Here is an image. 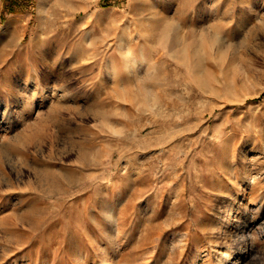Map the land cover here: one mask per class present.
<instances>
[{
	"label": "rangeland",
	"instance_id": "1",
	"mask_svg": "<svg viewBox=\"0 0 264 264\" xmlns=\"http://www.w3.org/2000/svg\"><path fill=\"white\" fill-rule=\"evenodd\" d=\"M0 0V264H264V0Z\"/></svg>",
	"mask_w": 264,
	"mask_h": 264
},
{
	"label": "trees",
	"instance_id": "2",
	"mask_svg": "<svg viewBox=\"0 0 264 264\" xmlns=\"http://www.w3.org/2000/svg\"><path fill=\"white\" fill-rule=\"evenodd\" d=\"M23 11L24 7L18 6V0H4L2 17H5L8 13L17 14L22 13Z\"/></svg>",
	"mask_w": 264,
	"mask_h": 264
},
{
	"label": "bare ground",
	"instance_id": "3",
	"mask_svg": "<svg viewBox=\"0 0 264 264\" xmlns=\"http://www.w3.org/2000/svg\"><path fill=\"white\" fill-rule=\"evenodd\" d=\"M223 264H235L234 262H231V259L229 256L226 257V260Z\"/></svg>",
	"mask_w": 264,
	"mask_h": 264
}]
</instances>
